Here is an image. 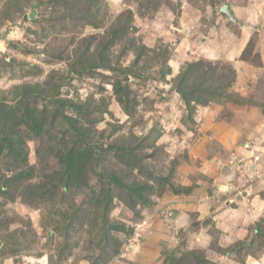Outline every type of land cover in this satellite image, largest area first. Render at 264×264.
I'll return each mask as SVG.
<instances>
[{"label": "rangeland", "instance_id": "obj_1", "mask_svg": "<svg viewBox=\"0 0 264 264\" xmlns=\"http://www.w3.org/2000/svg\"><path fill=\"white\" fill-rule=\"evenodd\" d=\"M186 3L219 31L233 25L223 4L242 24L257 17L240 55L246 78L232 61L196 54L205 38L176 29ZM263 28L264 0H0V264H137L144 235L198 187L199 144L218 123L236 124L235 107L264 112ZM203 76L213 87L190 110L179 90ZM235 153L230 176L248 167L251 183L264 180ZM227 176L211 180L209 202L243 195ZM208 206L200 220L169 225L160 264H264V215L223 219Z\"/></svg>", "mask_w": 264, "mask_h": 264}, {"label": "crops", "instance_id": "obj_2", "mask_svg": "<svg viewBox=\"0 0 264 264\" xmlns=\"http://www.w3.org/2000/svg\"><path fill=\"white\" fill-rule=\"evenodd\" d=\"M188 4V3H186ZM185 4V5H186ZM233 11V16L235 20H232L229 16L226 15V20L233 22V25L228 26L224 24L221 26V30L214 23L201 24V16L198 14L199 9L194 5L188 4V8L181 12V18L179 25L176 28L179 31L185 32V34H191L197 32L198 37L205 38V41H200L199 49L196 50V54L203 55L209 59H224L229 60L234 63V66L238 69V75L242 79L246 78V73L248 69L245 67L247 64L245 61L240 60V55L244 51L248 41L251 36V29L256 28L257 17L255 16H246L245 20L238 22L236 16L239 17L242 12L236 10L234 6L231 7ZM223 12V11H222ZM225 13V12H224ZM222 19H223V15ZM209 19V18H207ZM208 26L207 29L202 30V26ZM264 29V28H263ZM207 32V35L203 34ZM184 39L186 44H190L193 40L192 36ZM259 46L261 48V55L263 60V65L258 68L257 71L264 69V31L262 29L259 33ZM200 39V38H199ZM192 43V42H191ZM187 56L192 57L188 52ZM247 70H244V69ZM207 109V107H205ZM233 121H236V124H230L227 121L218 123L216 127L212 130L216 133L213 140H207L206 138L199 144L198 151L200 152V157L207 160L204 168L201 170L200 175L197 176V183L195 192L190 194L191 200L185 199L184 202H177L172 204L170 208L171 220L169 223H166L167 226L158 225L157 223L144 235V243L142 241L140 246H137L134 251L131 253L133 262L137 264H160L159 259L161 255L164 254L165 246L168 244L172 237V233H175L174 227H182L190 224L191 217H195L200 220L205 215H207L209 204L216 207V212L218 213L219 218H227V214H232L230 216H238L240 220H248L254 216L264 215V180H258L255 183H250V185L245 188L243 195L236 193L232 198L221 199L223 202L207 200V195L211 191L209 189L211 180L220 182L223 178H226L227 175H231V167L227 165L229 161V154L232 151H235L239 157L245 158L247 162L255 160V163L251 165V170L261 169L264 171V112L258 106H249V107H235ZM208 113V114H207ZM218 113V112H217ZM205 115L208 118H211L209 115V109L205 111ZM204 115V116H205ZM237 119L239 122H237ZM208 130V129H207ZM205 134V132H203ZM220 149V150H218ZM254 168V169H253ZM195 174V172H192ZM205 173V174H204ZM193 174V175H194ZM192 175V176H193ZM196 176H194L196 178ZM192 177V178H194ZM228 177V176H227ZM238 175L230 176V180L235 181ZM206 179V180H205ZM205 180V185H198V182H203ZM207 182V183H206ZM216 185V184H214ZM176 199V198H173ZM188 202V203H187ZM221 211V212H220ZM174 213V214H173ZM228 214V215H229ZM169 221V220H168ZM171 225V227H169ZM176 240V238L174 239ZM44 260V258H43ZM43 264H45L43 262Z\"/></svg>", "mask_w": 264, "mask_h": 264}, {"label": "trees", "instance_id": "obj_3", "mask_svg": "<svg viewBox=\"0 0 264 264\" xmlns=\"http://www.w3.org/2000/svg\"><path fill=\"white\" fill-rule=\"evenodd\" d=\"M139 57V55H138ZM195 65V62H191L189 64V68H193V66ZM208 72V71H207ZM207 72H205V74H207ZM206 76V75H205ZM203 76L201 79H200V82H198L195 87H189V86H186L185 88H180V95H182V97L184 98V100L186 101L187 103V106L189 107V109L191 110L192 107H191V103L192 101L194 100V97L195 95H197V97H200L198 96V94H200L201 91H210L211 87H213L211 84H209V81H207L206 79L204 80V77ZM185 77V76H184ZM213 83V82H212ZM217 85V84H216ZM215 92H217V89L215 88L214 86V90ZM218 93V92H217ZM219 94V93H218ZM35 111L34 110H31V112H29V114H27V118L28 119H31L32 116H34V113ZM29 122H33L32 120H29ZM8 135V134H7ZM7 137V136H6ZM8 138V137H7ZM73 163L71 165V167H73ZM114 177V176H113ZM144 189L143 187H138L136 188L135 190L137 191V195L141 198H144V195H143V190ZM146 198V197H145ZM145 200V199H143Z\"/></svg>", "mask_w": 264, "mask_h": 264}, {"label": "built area", "instance_id": "obj_4", "mask_svg": "<svg viewBox=\"0 0 264 264\" xmlns=\"http://www.w3.org/2000/svg\"><path fill=\"white\" fill-rule=\"evenodd\" d=\"M240 173H241V176L237 177L240 180L238 183L239 184L238 188H247L251 183L250 181L253 180L251 174L249 173V168L247 167V169L244 172H240ZM232 187L236 188V185ZM146 225H147L146 220H142L136 224V227L133 232V236L129 239L130 244L140 241V238L143 236V231L145 230Z\"/></svg>", "mask_w": 264, "mask_h": 264}, {"label": "water", "instance_id": "obj_5", "mask_svg": "<svg viewBox=\"0 0 264 264\" xmlns=\"http://www.w3.org/2000/svg\"><path fill=\"white\" fill-rule=\"evenodd\" d=\"M221 10L223 12H225V14H227V16H229L232 20H235V17L233 16V11H232V8H231V5L230 4H223V6L221 7Z\"/></svg>", "mask_w": 264, "mask_h": 264}]
</instances>
